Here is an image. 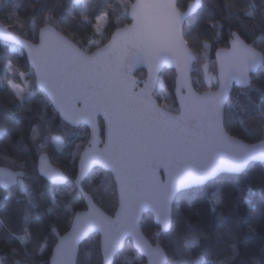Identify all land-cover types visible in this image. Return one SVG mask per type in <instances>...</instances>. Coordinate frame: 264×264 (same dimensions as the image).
Wrapping results in <instances>:
<instances>
[{
	"label": "snow or ice",
	"instance_id": "snow-or-ice-1",
	"mask_svg": "<svg viewBox=\"0 0 264 264\" xmlns=\"http://www.w3.org/2000/svg\"><path fill=\"white\" fill-rule=\"evenodd\" d=\"M0 39V264H264L217 186L264 168V0H0Z\"/></svg>",
	"mask_w": 264,
	"mask_h": 264
},
{
	"label": "trees",
	"instance_id": "trees-1",
	"mask_svg": "<svg viewBox=\"0 0 264 264\" xmlns=\"http://www.w3.org/2000/svg\"><path fill=\"white\" fill-rule=\"evenodd\" d=\"M32 0H20L21 3V12H26L31 4ZM217 4H222L224 0H216ZM260 0H257V3H259ZM224 35L226 36L229 31V27L226 24L224 26ZM5 45L6 43L0 41V55L3 54L5 51ZM225 44L221 42L218 47L223 48ZM9 54L11 55H17L18 53H11L10 48L8 49ZM212 60H215V51L211 53ZM23 59V57H21ZM165 79L166 83L170 86L171 85V73L165 72ZM193 79H197L196 76L193 77ZM39 114V109L37 108L31 115L32 119H36V117ZM74 139H76L74 137ZM76 142L79 143V139H76ZM5 161L2 157H0V165L4 166ZM264 175V168L257 166L253 168L247 176H241L235 181H233V178L226 177L218 182L217 186H222L225 188V191L228 190V186L232 182L238 183L241 187H246L248 184L254 185V195L249 196L247 191H244L240 194V200L238 203V210L240 212V215L243 220L254 222L257 226H259L262 222H264V216H262V213H264V202L261 201L260 192H259V181L261 179V176ZM211 188L208 189H202L197 193H189L185 196V198L181 201V211L184 213L185 217L190 220L191 223L198 225L199 227L203 229H209L210 224L203 218V216H197L194 214V210L198 209L202 213L204 211V204L205 200L208 198L210 194ZM189 199H193V209H189L188 207V201ZM244 201H250L249 203H245ZM7 204L6 201L3 200L2 197H0V207L5 206ZM204 215H208V213H204ZM154 230L151 221L145 220V231L151 234V232ZM241 250L244 251L245 255L242 257V259H252L259 261L261 259V250L264 249V239L261 238L260 235H257L254 238L249 239L246 242H241L240 244ZM201 255L202 258L207 260L209 264H215L216 261L219 260H225L230 255V249L226 244H221L220 246L216 247L213 245H209L205 243L201 248ZM125 256L128 261L134 260V255L132 252V249H129Z\"/></svg>",
	"mask_w": 264,
	"mask_h": 264
},
{
	"label": "water",
	"instance_id": "water-1",
	"mask_svg": "<svg viewBox=\"0 0 264 264\" xmlns=\"http://www.w3.org/2000/svg\"><path fill=\"white\" fill-rule=\"evenodd\" d=\"M0 41H1V42H4V43H6V42H5V41H3L2 39H0ZM2 167H3V166H2V165H0V168H2Z\"/></svg>",
	"mask_w": 264,
	"mask_h": 264
}]
</instances>
